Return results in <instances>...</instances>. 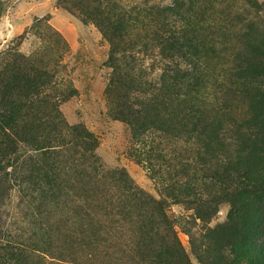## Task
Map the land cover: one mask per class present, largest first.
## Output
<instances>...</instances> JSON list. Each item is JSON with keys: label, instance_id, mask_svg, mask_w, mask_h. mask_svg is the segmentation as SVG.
Instances as JSON below:
<instances>
[{"label": "trees", "instance_id": "16d2710c", "mask_svg": "<svg viewBox=\"0 0 264 264\" xmlns=\"http://www.w3.org/2000/svg\"><path fill=\"white\" fill-rule=\"evenodd\" d=\"M15 1L0 0V18ZM57 5L93 24L109 43L108 113L128 125L135 142L156 132L176 143L220 140L228 108L221 101L228 96L235 100L263 71L257 61L264 52L249 18L255 0H57ZM219 38L238 48L234 62H239L224 71L208 56ZM19 45L0 51V264H28L34 257L62 254L67 239L88 232L90 213L98 207V185L111 174L96 154V136L63 116L60 106L73 90L60 88L39 55H26ZM149 52L155 56L146 66L140 56ZM154 149L144 151L147 158ZM185 154L179 155L178 165L189 170ZM117 173L125 177V198L144 210L146 226L163 235L164 244L170 241L159 264H189L169 202L137 188L127 173ZM242 178L237 187L243 192L259 188L253 195L264 194V181L248 174ZM184 185L183 194L196 193ZM15 187L39 220L37 233L27 239L24 230L14 234L5 219L3 207Z\"/></svg>", "mask_w": 264, "mask_h": 264}, {"label": "rangeland", "instance_id": "374dc122", "mask_svg": "<svg viewBox=\"0 0 264 264\" xmlns=\"http://www.w3.org/2000/svg\"><path fill=\"white\" fill-rule=\"evenodd\" d=\"M255 3L249 18L264 52V0ZM216 41L208 53L211 61L223 71L233 68L239 62H234L238 48L222 38ZM15 43L26 55L38 54L60 88L73 90L60 106L63 116L96 136V154L103 170L111 173L98 185V207L90 213L88 232L67 239L62 254L34 257L28 264H159L170 241L164 244L163 235L146 226L139 203L125 198V177L118 171L127 173L137 188L169 202L168 213L189 264H264V194L253 195L259 188L243 192L237 187L246 174L264 181V56L257 61L258 69L263 68L260 75L238 91L235 100L228 96L221 101L229 110H224L220 140L209 145L176 143L160 139L156 132L141 143L134 141L128 125L108 113L110 47L93 24L59 7L57 0H16L0 18V51ZM154 56H140V63L147 66ZM153 147V156L147 158L144 151ZM180 154L191 169L178 165ZM185 182L195 188L194 195L183 194ZM3 209L14 234L24 230L27 239L37 233L39 220L30 215L16 187ZM68 224L73 230L71 221ZM59 228L67 235L62 224Z\"/></svg>", "mask_w": 264, "mask_h": 264}]
</instances>
